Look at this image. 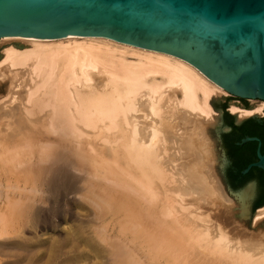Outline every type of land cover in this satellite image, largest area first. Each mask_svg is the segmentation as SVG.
<instances>
[{"label": "bare ground", "instance_id": "obj_1", "mask_svg": "<svg viewBox=\"0 0 264 264\" xmlns=\"http://www.w3.org/2000/svg\"><path fill=\"white\" fill-rule=\"evenodd\" d=\"M0 45V84L15 86L0 103V257L53 249L46 233L75 217L83 192L93 264H264V243L237 240L247 222L235 208L251 217L254 186L231 202L212 167L205 129L226 91L176 56L105 37Z\"/></svg>", "mask_w": 264, "mask_h": 264}, {"label": "water", "instance_id": "obj_2", "mask_svg": "<svg viewBox=\"0 0 264 264\" xmlns=\"http://www.w3.org/2000/svg\"><path fill=\"white\" fill-rule=\"evenodd\" d=\"M67 36L176 56L228 94L264 102V0H0V38ZM257 158L241 173L264 170Z\"/></svg>", "mask_w": 264, "mask_h": 264}, {"label": "rangeland", "instance_id": "obj_3", "mask_svg": "<svg viewBox=\"0 0 264 264\" xmlns=\"http://www.w3.org/2000/svg\"><path fill=\"white\" fill-rule=\"evenodd\" d=\"M6 46H8V45H6ZM6 46L2 45V47H1V45H0V54L1 55H2L3 49L6 48ZM8 77H9V75L7 76V79L1 81V84H0V103L9 102L13 97L12 88H14L15 86L14 85L12 86L11 80ZM17 90L19 92L21 89L18 88ZM1 98H4V99H1ZM240 99L241 98L232 96L228 93H227V95L221 94L219 96L214 97L211 100V106H212L213 110L215 111V113L213 114L214 119H213L212 123L206 127L205 131L207 134L206 137L208 139V147L212 153L211 162H212L213 171L217 176V181H219V183L221 184V187L223 188V191L225 192V194L227 195L229 200L231 202L235 203L236 202L235 195L237 193H239L243 189L248 188L250 186H254V189H255V193H254L252 199L250 200L251 205L249 206V209H250V216L251 217L249 219H245L243 217V215L240 213V211H238L235 208V213H237V216H238L236 219L243 220V221L247 222V225L245 228L246 235H244L242 237V239H237V240L240 241L241 243H244V244L245 243L248 244L253 239L258 240L260 243H264V219H262L256 226H254V219H253L256 212L260 209L259 208L260 207L259 202L261 201V198H263L262 193L257 188L258 184H256L255 182H249V183H245L244 185H242L240 187L235 188V187H233V185L231 183L232 179L230 177L231 175L229 174L230 161H229V156L227 154V147L224 143V141H225L224 135L226 133H229L228 124L239 123L240 121H242L243 119L246 118V117L242 118L239 115L232 113L231 107L236 106V107H239L241 109H252V108H256L258 105L261 104V102L259 100H255V99H249L246 102H242V100H240ZM243 100H247V99H243ZM243 105L247 106V107H251V108H247V107L245 108ZM262 114H263V112L261 114L252 115L253 117L252 116H249V117H251V119H259V116H261ZM257 115H259V116H257ZM0 172H2V169H0ZM81 192H79V193H81ZM81 194H79L77 200L74 202L73 206H71L74 209L73 213H74L75 217L71 220L65 219V221L67 223H64L62 225L61 231H58L57 233H54V232L46 233L47 234L46 238H49L51 240H55L58 242V243L57 242L55 243L53 249H51V247L48 245V247L51 250L47 247V249L43 252V255L41 254V255H39V257H37L38 259L35 258L36 256L30 257L29 252L23 253L19 256L17 255L15 257H12L13 259L17 258V260H20L21 258H23L24 261L21 259L22 263H20L19 261H18L19 263H17V260L15 261L11 257L9 259L5 258V257H0V264H5L8 260L9 261L13 260V263L15 261V263H17V264H29V263L30 264H38V263L39 264H45V263H47V264H51V263L52 264H56V263L57 264H64V263L65 264H93L94 259L92 258V253H91L92 252V246H91L92 241H91V239L93 240V238H91V237H93L92 224H91L92 223V221H91L92 220L91 219L92 218V215H91L92 210H89L91 207L86 203L85 200H83L82 197H80ZM63 203L65 204L66 201L65 200H63V202L61 201V204L59 206L62 207L61 210L66 212V209H64V208L68 207V206L66 204L64 205ZM262 206L264 207V205H262ZM256 208H259V209L256 210ZM89 221H91V222H89ZM81 228H82V230H81ZM256 228H258V229H256ZM74 232H76L77 235L70 236ZM87 233H89V234H87ZM66 235L69 237V239H67L68 237ZM10 236L11 235L6 236L4 238V240L8 239ZM30 236H28V238ZM82 236H83V238H82ZM33 237L34 236H31L30 238H33ZM71 237L73 239H71ZM10 240H13L12 237H10ZM64 240L67 243V245L64 243ZM68 241L69 242L75 241V242L69 243ZM57 244H59V245H57ZM71 244H73L72 245L73 247L71 246ZM68 246H71V247H68ZM74 246H75V248H74ZM80 246H82V247L80 248ZM84 247H85V249H84ZM70 248H72V250ZM59 249L60 250L62 249V250L59 251ZM77 250H78V252H77ZM60 252L62 255H60ZM28 253H29V255H28ZM65 253H66V255H65ZM52 257H53V259H52ZM71 261H73V262H71ZM48 262H50V263H48Z\"/></svg>", "mask_w": 264, "mask_h": 264}, {"label": "flooded vegetation", "instance_id": "obj_4", "mask_svg": "<svg viewBox=\"0 0 264 264\" xmlns=\"http://www.w3.org/2000/svg\"><path fill=\"white\" fill-rule=\"evenodd\" d=\"M240 100H242V102L248 101L243 99ZM244 107L246 108L247 106ZM228 129L229 133L224 135V143L227 147V154L230 161L229 174L231 175L230 177L232 179L231 183L233 187L237 188L244 185L245 183L255 182L258 184L257 188L262 193L263 198H261V200H263L264 170L253 167L246 174H242L241 172L250 164L258 161V151L260 154L264 153V110L263 114L259 116V119H251V117H246L239 123L228 124ZM246 137L256 138L258 141L239 144ZM244 164H246V167L242 170H239L240 166Z\"/></svg>", "mask_w": 264, "mask_h": 264}, {"label": "trees", "instance_id": "obj_5", "mask_svg": "<svg viewBox=\"0 0 264 264\" xmlns=\"http://www.w3.org/2000/svg\"><path fill=\"white\" fill-rule=\"evenodd\" d=\"M245 167H246V164L240 166L239 170H242V169H244ZM262 205H264V199L261 200V201L259 202V206H262ZM262 207H263V206H262ZM260 208H261V207H260Z\"/></svg>", "mask_w": 264, "mask_h": 264}, {"label": "crops", "instance_id": "obj_6", "mask_svg": "<svg viewBox=\"0 0 264 264\" xmlns=\"http://www.w3.org/2000/svg\"><path fill=\"white\" fill-rule=\"evenodd\" d=\"M246 168H247V167H246ZM246 168H245V169H246ZM261 170H263V169H261Z\"/></svg>", "mask_w": 264, "mask_h": 264}]
</instances>
